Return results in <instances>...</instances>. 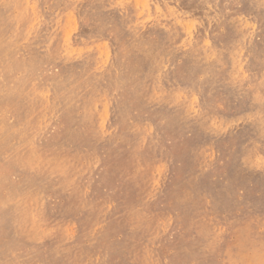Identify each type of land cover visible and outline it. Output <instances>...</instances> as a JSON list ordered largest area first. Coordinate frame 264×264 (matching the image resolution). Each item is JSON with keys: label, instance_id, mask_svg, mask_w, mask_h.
<instances>
[{"label": "rangeland", "instance_id": "obj_1", "mask_svg": "<svg viewBox=\"0 0 264 264\" xmlns=\"http://www.w3.org/2000/svg\"><path fill=\"white\" fill-rule=\"evenodd\" d=\"M263 128L264 0H0V264H264Z\"/></svg>", "mask_w": 264, "mask_h": 264}, {"label": "bare ground", "instance_id": "obj_2", "mask_svg": "<svg viewBox=\"0 0 264 264\" xmlns=\"http://www.w3.org/2000/svg\"><path fill=\"white\" fill-rule=\"evenodd\" d=\"M102 1H104V0H102ZM109 2V1H108ZM63 5V4H62ZM94 7V6H93ZM100 7V6H99ZM3 8V7H2ZM116 11V10H115ZM123 12V11H122ZM19 18V17H18ZM17 18V19H18ZM19 20H20V18H19ZM67 21V20H66ZM31 22V21H30ZM123 22V21H122ZM49 24V23H48ZM238 24V23H237ZM30 25V24H29ZM250 25V24H249ZM248 25V26H249ZM247 26V27H248ZM142 27V26H141ZM29 28V27H28ZM236 29V28H235ZM242 29V28H241ZM137 30V29H136ZM244 30H246V29H244ZM25 32H27V31H25ZM31 32V31H30ZM67 32H68V30H67ZM168 32V31H167ZM175 32V31H174ZM151 33V32H150ZM103 34V33H102ZM51 35V34H50ZM68 35V34H67ZM249 35V34H248ZM96 36V35H95ZM97 38V37H96ZM245 38V37H244ZM248 39V38H247ZM13 40V39H12ZM168 40V39H167ZM237 40V39H236ZM8 41V40H7ZM6 41V42H7ZM144 41V40H143ZM163 41V40H162ZM170 41V40H169ZM2 42V41H1ZM4 42H5V40H4ZM3 42V43H4ZM9 43H12V41H10ZM95 43V42H94ZM160 43V42H159ZM247 43V42H246ZM14 44V43H13ZM61 46V45H60ZM188 46V45H187ZM203 46V45H202ZM4 47V46H3ZM55 47V46H54ZM239 47V46H238ZM242 47V46H241ZM161 48V47H160ZM193 48V47H192ZM206 48V47H205ZM183 49V48H182ZM190 49V48H189ZM201 49V48H200ZM210 49V48H209ZM173 50V49H172ZM178 50V49H177ZM193 50V49H192ZM191 50V51H192ZM229 51V50H228ZM4 52V51H3ZM86 52V51H85ZM207 52H208V50H207ZM5 53H6V51H5ZM144 53V52H143ZM183 53V52H182ZM230 53H232V52H230ZM102 54V53H101ZM184 54V53H183ZM233 54H234V52H233ZM232 54V55H233ZM38 55V54H37ZM231 55V54H230ZM139 57V56H138ZM221 57V56H220ZM54 58V57H53ZM70 58V57H69ZM79 58V57H78ZM89 58V57H88ZM103 58V57H102ZM193 58V57H192ZM211 58V57H210ZM216 58V57H215ZM239 58V57H238ZM237 58V59H238ZM120 59V58H119ZM165 60V59H164ZM82 61V60H81ZM257 61V60H256ZM62 62V61H61ZM196 62V61H195ZM73 63V62H72ZM218 63H220V62H217L216 64H218ZM235 63V62H234ZM241 64V63H240ZM103 65V64H102ZM13 66V65H12ZM81 66V65H80ZM140 66H141V64H140ZM2 67V66H1ZM42 67V66H41ZM78 67V66H77ZM76 67V68H77ZM103 67V66H102ZM142 67V66H141ZM146 67V66H145ZM238 68V67H237ZM241 68V67H240ZM235 69V68H234ZM85 70V69H84ZM23 71V70H22ZM163 71V70H162ZM231 71V70H230ZM62 72V71H61ZM145 73V72H144ZM115 74V73H114ZM162 74V73H161ZM234 74V73H233ZM239 74V73H238ZM12 75V74H11ZM154 75V74H153ZM231 75V74H230ZM203 76H204V74H203ZM207 76V75H206ZM240 76V75H239ZM9 77V76H8ZM37 78V77H36ZM232 78V77H231ZM235 79V78H234ZM106 80H108V78H106ZM154 80V79H153ZM32 81V80H31ZM35 81H36V79H35ZM92 82V81H91ZM233 82V81H232ZM159 83V82H158ZM99 84V83H98ZM148 84V83H147ZM205 85V84H204ZM209 85V84H208ZM227 85V84H226ZM232 85V84H231ZM233 85H235V84H233ZM249 86V85H248ZM37 87V86H36ZM10 90V89H9ZM209 91V90H208ZM10 92V91H9ZM74 94V93H73ZM155 94V93H154ZM13 95V94H12ZM66 95V94H65ZM159 95V94H158ZM260 95V94H259ZM6 96H8V95H6ZM252 96V95H251ZM19 97V96H18ZM21 97V96H20ZM102 97V96H101ZM127 97V96H126ZM260 97V96H259ZM47 98V97H46ZM158 98V97H157ZM256 98V97H255ZM154 99V98H153ZM152 99V100H153ZM4 100V99H3ZM5 100H7V99H5ZM4 100V101H5ZM37 101V100H36ZM181 101V100H180ZM212 101V100H211ZM228 101V100H227ZM178 102V101H177ZM244 105V104H243ZM100 108V107H99ZM103 109V108H102ZM41 116V115H40ZM94 116V115H93ZM43 119V118H42ZM41 119V120H42ZM169 120V119H168ZM219 120V119H218ZM45 121V120H44ZM168 122V121H167ZM200 123V122H199ZM261 123V122H260ZM39 125L41 124V123H38ZM77 124V123H76ZM42 125V124H41ZM81 126V125H80ZM30 127V126H29ZM73 127V126H72ZM42 128H44V127H42ZM47 128V127H46ZM197 129V128H196ZM199 129V128H198ZM264 129V128H263ZM9 130V129H8ZM43 130V129H42ZM46 130V129H45ZM41 131V130H40ZM29 132V131H28ZM215 132V131H214ZM102 134V133H101ZM262 134V133H261ZM10 135V134H9ZM213 136V135H212ZM2 138V137H1ZM7 138H8V136H7ZM230 138V137H229ZM4 139V138H3ZM12 139V138H11ZM5 141V140H4ZM2 147V146H1ZM4 147V146H3ZM5 148V147H4ZM3 148V149H4ZM70 148V147H69ZM203 148V147H202ZM232 148V147H231ZM258 149V148H257ZM196 150V149H195ZM231 150V149H230ZM249 150V149H248ZM2 152V151H1ZM194 153V152H193ZM79 155V154H78ZM248 155V154H247ZM198 156H201V155H198ZM243 156V155H242ZM202 158V157H201ZM250 158V157H249ZM36 158H34V160H35ZM248 159V158H247ZM28 160H31V157H30V159H28ZM32 160H33V158H32ZM248 160H250V159H248ZM37 161H39V160H37L36 159V163L34 164V165H36L37 164ZM29 162V161H28ZM34 163V162H33ZM41 162H39V164H40ZM193 163V162H192ZM235 163V162H234ZM28 164V163H27ZM31 164H32V161H31ZM47 164V163H46ZM29 165V164H28ZM147 165V164H146ZM210 165V164H209ZM37 166V165H36ZM35 166V167H36ZM57 165H55V167H56ZM22 167V166H21ZM28 167V166H27ZM59 167V166H58ZM66 167V166H65ZM19 169H24V168H19ZM146 169V168H145ZM31 170V169H30ZM24 171V170H23ZM23 171H21V172H23ZM30 172V171H29ZM236 172V171H235ZM20 173V172H19ZM28 173V171L26 170V174ZM34 173V172H33ZM237 174V173H236ZM232 176H233V174H232ZM239 176V175H238ZM25 177V176H24ZM27 177V176H26ZM25 177V178H26ZM30 177V176H29ZM35 177V176H34ZM39 177V176H38ZM47 177V176H46ZM45 177V178H46ZM234 177H236V176H234ZM28 178V177H27ZM33 178V177H32ZM48 178L50 179V177L48 176ZM47 179V178H46ZM1 180H2V178H1ZM7 181H9V180H7ZM252 181V180H251ZM1 182V181H0ZM6 182V181H5ZM10 182V181H9ZM18 182V181H17ZM23 182V181H22ZM29 182H30V180H29ZM4 183V182H3ZM13 183H14V180H13ZM44 183V182H43ZM17 185H18V183H16ZM23 184H26V182H24ZM4 185V184H3ZM22 187H23V185H21ZM21 187V188H22ZM25 187V186H24ZM56 187V189H57V186H55ZM59 187H60V185H59ZM1 188V187H0ZM31 188V187H30ZM33 188H35V187H33ZM17 189V188H16ZM29 189V188H28ZM52 189H53V187H52ZM51 189V190H52ZM55 189V190H56ZM191 189V188H190ZM19 190H21V189H19ZM19 190H17V191H19ZM27 190V189H26ZM35 190V189H34ZM64 190V189H63ZM22 191H24V190H22ZM28 191V190H27ZM30 191H31V189H30ZM38 191V190H37ZM40 191H42V188L40 189ZM39 191V192H40ZM189 191V190H188ZM187 191V192H188ZM1 192V191H0ZM13 192H16V190H13ZM34 192V191H33ZM190 192V191H189ZM199 192V191H198ZM240 192V191H239ZM7 193V192H6ZM23 193V192H22ZM26 193V192H25ZM42 194H43V192H41ZM40 193V194H41ZM16 194V193H15ZM28 194H29V191H28ZM35 194L37 195V193L35 192ZM199 194V193H198ZM202 194V193H201ZM227 194V193H226ZM0 195H2V194H0ZM4 195V194H3ZM18 195V194H17ZM29 195H32V194H29ZM36 195H33V196H36ZM186 195H187V193H186ZM10 196V195H9ZM39 196V195H38ZM38 196H37V198H38ZM5 197H6V195H5ZM5 197H4V199H5ZM13 197H16V195L14 196L13 195ZM13 197L11 198V197H9L10 199H13ZM29 198V196L27 195V196H25V198ZM42 197V196H41ZM27 198H26V202L27 201H29V200H27ZM31 196H30V201H31ZM36 198V197H35ZM36 198V199H37ZM210 198V197H209ZM10 199H8L9 201H10ZM24 199V198H23ZM34 199V198H33ZM43 199V198H42ZM7 199H5V201H6ZM14 200V199H13ZM39 201L38 202H40V199H38ZM8 201V202H9ZM35 201V200H34ZM196 201V200H195ZM13 202V204H17V203H14V201H11V203ZM32 202H33V200H32ZM37 202V201H36ZM39 204V203H38ZM3 205V204H2ZM40 205H41V203H40ZM5 206V205H4ZM185 206V205H184ZM188 206V205H187ZM3 207V206H2ZM13 208L15 209V207L13 206ZM4 211H6V210H4ZM15 211V210H14ZM17 211V210H16ZM7 212V211H6ZM4 213V212H3ZM11 213V212H10ZM13 213V212H12ZM17 213V212H16ZM194 213V212H193ZM26 214V213H25ZM7 215V214H6ZM10 215V214H9ZM15 217H16V219H17V216H19V215H14ZM100 216V215H99ZM3 217V216H2ZM11 217H13V216H11ZM15 217H13V218H15ZM24 217V216H23ZM12 219V218H11ZM17 221V220H16ZM9 222V221H8ZM11 223V222H10ZM12 225V224H11ZM10 227V226H9ZM19 227V226H18ZM37 227V226H36ZM65 227V226H64ZM10 228H12V227H10ZM17 229V228H16ZM20 229V228H19ZM57 229V228H56ZM90 229V228H89ZM94 230V229H93ZM32 231V230H31ZM30 231V232H31ZM100 231V230H99ZM20 232V231H19ZM96 232V231H95ZM98 233V232H97ZM102 233H103V230H102ZM105 233V232H104ZM104 233H103V235H104ZM233 233V232H232ZM17 234V233H16ZM19 234V233H18ZM21 234V233H20ZM21 235H24V234H21ZM26 235V234H25ZM96 235V234H95ZM98 235V234H97ZM100 235V234H99ZM91 236V235H90ZM108 236V235H107ZM106 236V237H107ZM21 237V236H20ZM70 237V236H69ZM95 237V236H94ZM99 237V236H98ZM100 238V237H99ZM104 238V237H103ZM96 239V238H95ZM102 239V238H101ZM105 239V238H104ZM101 243V242H100ZM103 243V242H102ZM104 245V244H103ZM107 245H108V242H107ZM61 247V246H60ZM264 247V246H263ZM59 248V247H58ZM102 248V247H101ZM55 249V248H54ZM185 249V248H184ZM114 250V249H113ZM103 251V250H102ZM53 252H55V250H53ZM98 252V251H97ZM115 252V251H114ZM99 253V252H98ZM56 254V253H55ZM106 254V253H105ZM110 254V253H109ZM102 255V254H101ZM107 255V254H106ZM56 256V255H55ZM55 257H53V259H54ZM99 260H100V258H99ZM57 261V260H56ZM59 261V260H58ZM85 264V263H84ZM100 264V263H99Z\"/></svg>", "mask_w": 264, "mask_h": 264}]
</instances>
